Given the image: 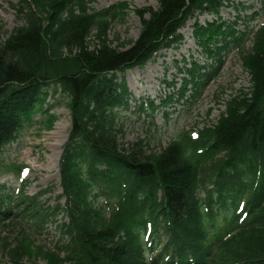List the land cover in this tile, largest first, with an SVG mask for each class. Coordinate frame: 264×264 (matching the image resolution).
<instances>
[{"label":"trees","instance_id":"obj_1","mask_svg":"<svg viewBox=\"0 0 264 264\" xmlns=\"http://www.w3.org/2000/svg\"><path fill=\"white\" fill-rule=\"evenodd\" d=\"M219 1L157 0L156 9L135 12L138 37L113 48L110 23L125 4L93 12L95 0H18L22 25L0 43V154L50 90L69 99L71 128L60 161L64 207L21 196L13 216L39 232L61 211L67 223L54 251L0 239L6 264H264V26L246 53L245 35L223 31L225 23L198 24V16L218 14ZM192 19L196 41L217 66L239 47L248 92L196 140L181 134L157 154L140 144L121 150L118 114L129 96L118 76L178 43ZM197 68L184 71L183 86L194 94L212 77ZM11 216L2 198L1 229Z\"/></svg>","mask_w":264,"mask_h":264},{"label":"rangeland","instance_id":"obj_2","mask_svg":"<svg viewBox=\"0 0 264 264\" xmlns=\"http://www.w3.org/2000/svg\"><path fill=\"white\" fill-rule=\"evenodd\" d=\"M228 4L221 10V17L228 21L243 15L249 16L260 11L264 0H223ZM230 3L234 6L231 7ZM17 0H0V43L4 42L10 32L22 25V19L17 12ZM119 4L126 8L120 10L110 23L108 40L112 47L118 43L134 41L141 28L136 11L156 9L157 0H95L90 6L93 12L106 11ZM225 4V3H224ZM213 21V17H201L200 23ZM245 20L239 22L238 30H244L253 24ZM263 22L262 17L256 20V26ZM188 26V27H187ZM186 28L181 42L173 49L162 51L151 60L143 69H135L124 76L126 85L131 93L129 109L118 114V126H122V135L119 137L120 149L131 150L132 146L140 144L144 154L159 153L170 142L176 140L181 134H197L203 130L216 126L219 117L224 113L226 104L240 92L249 87V74L244 69L240 52L232 49L224 55V63L215 73V76L204 84L199 95L191 98L193 90L188 91L186 99L172 101L168 106L158 107L160 100L174 93L180 88L183 78V68L195 61L198 66H206L211 61L196 47L192 40V22ZM93 36V34H92ZM119 40L115 41V40ZM93 38L89 39L90 48L93 47ZM251 45H243L248 53ZM147 70V71H145ZM182 73V74H181ZM172 83V85H171ZM176 84V85H174ZM168 85V86H167ZM171 85L174 91H171ZM155 101L156 112L152 115L154 126H149L150 114L145 110L144 115L138 112V107L146 101ZM68 99L62 94L48 97L45 105L24 126L18 134L16 141L6 145L0 154V196L17 193L19 190L27 196H35L47 191L39 197L45 206L54 207L55 204H64V198L58 201L61 195L59 178V160L63 146L70 131V114ZM165 113L168 114L167 118ZM53 118V120H52ZM52 121L46 125L47 121ZM56 139V140H55ZM58 144L60 156L53 159L54 151L51 146ZM23 170L24 175H19ZM11 191V193H10ZM15 198V197H13ZM66 221V216L59 214L53 222L47 223L46 230L36 233L32 227L19 220L6 223L5 229H0V239L9 238L14 245L16 241L28 239L37 248L49 250L58 241V226ZM31 252V249L29 250ZM28 257H25L26 261ZM36 262L35 258L28 260ZM44 264V261H37ZM0 264H5L0 257Z\"/></svg>","mask_w":264,"mask_h":264},{"label":"bare ground","instance_id":"obj_3","mask_svg":"<svg viewBox=\"0 0 264 264\" xmlns=\"http://www.w3.org/2000/svg\"><path fill=\"white\" fill-rule=\"evenodd\" d=\"M184 31H185V30H182V32H184ZM145 71H147V70H145ZM55 140H56V139H55ZM58 148H59L58 144H53V145L51 146L52 151H54L53 159H57V160H58V158H59V156H60V152L57 153Z\"/></svg>","mask_w":264,"mask_h":264}]
</instances>
